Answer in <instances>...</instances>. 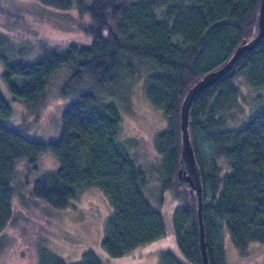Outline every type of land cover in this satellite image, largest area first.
I'll return each mask as SVG.
<instances>
[{
    "label": "trees",
    "instance_id": "1",
    "mask_svg": "<svg viewBox=\"0 0 264 264\" xmlns=\"http://www.w3.org/2000/svg\"><path fill=\"white\" fill-rule=\"evenodd\" d=\"M37 1L74 7L80 33L61 43L43 41L35 58L22 61L12 58L11 44L0 32L2 76L12 97L36 111L52 75L67 65L71 70L59 92L72 98L61 109L58 135L44 141L26 137L20 124L4 120L12 109L0 89V231L12 216V198L20 193L15 162L25 158L33 166L48 149L58 166L33 181L31 195L64 208L84 186L103 190L111 213L100 243L109 255L171 233L182 258L165 249L156 264H201L196 197L177 175L178 106L194 82L256 34L260 0ZM138 79L165 120L150 142L156 156L147 165L130 151L136 141H121L118 135L120 108L130 106ZM187 131L201 178L208 262L228 264L224 229L240 253L250 241L264 243V35L192 97ZM149 175L157 179L159 205L165 192L176 199L168 213L144 195ZM39 264L103 263L92 249L68 260L42 248Z\"/></svg>",
    "mask_w": 264,
    "mask_h": 264
},
{
    "label": "rangeland",
    "instance_id": "2",
    "mask_svg": "<svg viewBox=\"0 0 264 264\" xmlns=\"http://www.w3.org/2000/svg\"><path fill=\"white\" fill-rule=\"evenodd\" d=\"M78 11L53 8L37 0H0V32L14 51V60L30 61L42 48L43 41L61 43L80 33ZM12 42V43H10ZM4 64L0 59V89L10 103L12 113L7 123L21 125L22 133L37 140H49L59 133V116L71 96H63L59 87L70 72L63 65L52 75L36 111L23 101L13 98L2 76ZM129 78H127L128 80ZM131 104L120 108L121 141L134 140L130 147L136 162L145 165L155 160L151 150L155 133L165 124L161 108L152 105L144 96L141 79L133 83ZM208 152V147L205 149ZM56 156L48 149L41 151L33 166L27 159L15 162L16 180L20 193L12 198V216L0 231V264H39L42 248L52 250L68 260L77 259L86 249H92L103 264H156L160 251L168 249L182 258L171 233L136 246L119 255H109L100 240L102 227L111 213L107 194L97 186H84L71 204L64 208L50 205L31 195L33 181L42 173L57 168ZM143 193L149 202L168 213L177 204L165 192L158 203L159 189L155 176L149 175ZM223 248L228 264H264V243L250 241L240 253L226 229L222 232Z\"/></svg>",
    "mask_w": 264,
    "mask_h": 264
},
{
    "label": "water",
    "instance_id": "3",
    "mask_svg": "<svg viewBox=\"0 0 264 264\" xmlns=\"http://www.w3.org/2000/svg\"><path fill=\"white\" fill-rule=\"evenodd\" d=\"M264 35V0H260L257 32L251 39H243L233 50L232 54L218 67L207 70L196 82L186 91L182 101L179 103V127L181 131V141L179 145V167L177 175L179 179L186 181L193 190L196 202V221L198 227V249L201 264H209L206 253V241L202 222V185L199 168L195 161L192 145L187 131V112L192 97L203 90L208 85L214 83L224 75L233 65L238 56L244 51H248L256 46Z\"/></svg>",
    "mask_w": 264,
    "mask_h": 264
}]
</instances>
